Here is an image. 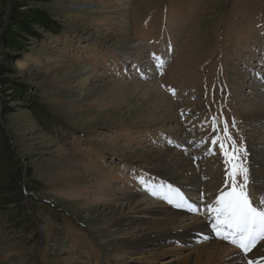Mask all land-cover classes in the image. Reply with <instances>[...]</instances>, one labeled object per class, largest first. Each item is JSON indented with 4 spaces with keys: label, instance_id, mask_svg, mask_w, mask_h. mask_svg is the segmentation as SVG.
<instances>
[{
    "label": "rangeland",
    "instance_id": "rangeland-1",
    "mask_svg": "<svg viewBox=\"0 0 264 264\" xmlns=\"http://www.w3.org/2000/svg\"><path fill=\"white\" fill-rule=\"evenodd\" d=\"M29 7L48 11L62 30H41L43 39L29 40L12 62L0 47V67L18 70L5 77L25 83L30 96L9 99L6 124L45 185L38 195L51 204L37 223L43 240L29 246L0 209V264H177L202 240L170 241L159 257L146 258L155 249L131 245L123 205L146 196L152 206H174L152 194L172 185L160 176L164 160L198 181L204 196L229 191L233 161L226 164L212 143L224 141L225 125L235 163L247 169L253 206L264 207V110L254 114L264 105L250 90L258 86L264 99V0H48ZM6 12L0 3V21ZM129 41L138 50L127 49ZM34 106L54 125L42 126ZM183 183L173 185L196 191ZM191 208L188 217L215 215L202 203ZM139 216L135 228L151 229L154 217Z\"/></svg>",
    "mask_w": 264,
    "mask_h": 264
},
{
    "label": "trees",
    "instance_id": "trees-1",
    "mask_svg": "<svg viewBox=\"0 0 264 264\" xmlns=\"http://www.w3.org/2000/svg\"><path fill=\"white\" fill-rule=\"evenodd\" d=\"M47 1L0 0L7 7L3 17L5 21H0V47L10 62L16 58L14 54L28 50L26 44L29 40L43 39L41 30L49 33L62 30L48 11L29 7L30 2ZM17 71L10 65L0 67V209L6 212L13 227L27 237L26 246H29L37 245L42 239V230L37 223H43L41 217L49 211L51 203L38 195L45 185L35 178L32 165L18 150L6 124V116L12 112L9 99H30L29 87L25 83L5 77V74H15ZM9 89L13 90V95ZM32 108L42 126L48 127L52 123L45 108Z\"/></svg>",
    "mask_w": 264,
    "mask_h": 264
},
{
    "label": "bare ground",
    "instance_id": "bare-ground-1",
    "mask_svg": "<svg viewBox=\"0 0 264 264\" xmlns=\"http://www.w3.org/2000/svg\"><path fill=\"white\" fill-rule=\"evenodd\" d=\"M128 44L129 45L126 47L127 49L138 50L137 48L139 47V44L137 41H129ZM60 68L61 67H57L53 71L54 77H57L58 79L60 78V76H57ZM73 70L74 72L77 71L72 68L71 71L73 72ZM68 75L69 74H65V76ZM150 76L152 77L153 75ZM150 86L152 89L158 88L156 83H151ZM250 90L253 91V94L258 99V104L264 105V99L258 90V86L252 85L250 86ZM163 93L164 92H160L159 90L155 91L156 96L160 97L161 103L167 102V98ZM147 96H149L148 92ZM263 110L264 107H260L257 112L254 111V114L261 118L263 116ZM251 111L252 109L245 111V115L248 119L254 117L250 114ZM164 166L167 170H160L159 172L164 174L160 176H167L166 178L172 181V185L173 182L183 183L186 181L188 185L195 187L196 191L190 189L188 192H179L182 194L183 199H181L180 195L174 196L175 206L171 205L170 207L152 206L151 202L155 203V201H153L154 199L152 200L150 199L151 197L148 198L146 196H138V198L130 200L127 205L124 204L123 207L125 208L123 210H125V212L120 215V222L123 221V224L128 225L125 229L127 233H131V245L138 247V250H141L143 247H153L155 251L152 252V254H149L146 258L154 259L160 256L161 249L167 244V242H178L191 246L199 240H202V243H199L198 246L194 247L192 252L186 253L185 256L177 260V264H264V241L258 243L250 251L242 252L236 249L237 247L234 248L225 244L227 243L225 241L230 240L223 239L221 234L216 231L214 228L215 222L212 223L213 219L201 216H187L189 207L195 205V202L197 205L202 203L207 209H209L206 203L213 201V199H215L220 193L216 195L205 194L204 196L197 190L199 188L196 186L198 185V181L193 182L189 177L183 176L184 172L181 171L180 166L177 165L175 167L174 165L175 168L172 169L170 161L168 163L166 160H164ZM253 189L261 191L257 187H253ZM164 192L165 193L158 194L159 192L156 191V195L161 198L167 194V189ZM150 200L152 201L150 202ZM204 201L205 203H203ZM156 203L160 202L156 201ZM178 204L182 206L178 207ZM140 213H147L148 215H151L152 218L154 217L155 222L151 229L146 230V227L143 228L140 224H138V227L141 228H135V218H140Z\"/></svg>",
    "mask_w": 264,
    "mask_h": 264
},
{
    "label": "snow or ice",
    "instance_id": "snow-or-ice-1",
    "mask_svg": "<svg viewBox=\"0 0 264 264\" xmlns=\"http://www.w3.org/2000/svg\"><path fill=\"white\" fill-rule=\"evenodd\" d=\"M212 130L213 132L219 131L215 127ZM224 133V141L216 136L212 138V143L219 145L226 164L229 163V159L233 161L230 173L228 170L225 173L226 178L230 175L232 186L229 191L220 192L215 203L208 207L215 214L214 228L221 234V237L247 251L258 239H264V207L253 206L252 199L246 190L247 169L235 163L237 149L235 142L231 141V136L228 134L227 125L224 127ZM228 141H231L230 146ZM237 177H242L244 183L238 182ZM167 187L168 192L162 198L167 199L170 203L176 195H180L183 199L178 189H173L171 185ZM152 194L156 195V192L153 191ZM260 203L264 205V198ZM177 206L182 205L178 204ZM191 210L195 211L196 209L191 208Z\"/></svg>",
    "mask_w": 264,
    "mask_h": 264
}]
</instances>
